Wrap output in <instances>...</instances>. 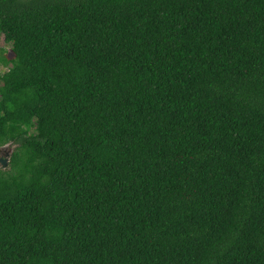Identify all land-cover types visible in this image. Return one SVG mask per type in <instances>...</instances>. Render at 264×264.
<instances>
[{
  "label": "trees",
  "instance_id": "trees-1",
  "mask_svg": "<svg viewBox=\"0 0 264 264\" xmlns=\"http://www.w3.org/2000/svg\"><path fill=\"white\" fill-rule=\"evenodd\" d=\"M0 35V264H264V0H0Z\"/></svg>",
  "mask_w": 264,
  "mask_h": 264
},
{
  "label": "rangeland",
  "instance_id": "rangeland-1",
  "mask_svg": "<svg viewBox=\"0 0 264 264\" xmlns=\"http://www.w3.org/2000/svg\"><path fill=\"white\" fill-rule=\"evenodd\" d=\"M0 49H5L7 55L9 58H12L13 55L11 53H9V51L11 50L10 49V46L8 44L5 43L4 41V36L3 35H0ZM5 56V57H6ZM8 71V68L7 67H4L0 64V76H2L5 72ZM2 85V82L0 81V86ZM0 167H2L1 163H0ZM8 167V166H7ZM6 167V168H7Z\"/></svg>",
  "mask_w": 264,
  "mask_h": 264
},
{
  "label": "water",
  "instance_id": "water-1",
  "mask_svg": "<svg viewBox=\"0 0 264 264\" xmlns=\"http://www.w3.org/2000/svg\"><path fill=\"white\" fill-rule=\"evenodd\" d=\"M13 151H14V147H11L10 145H5L3 147H0V153L2 152L4 155V158H2L1 160V165L3 168L7 167Z\"/></svg>",
  "mask_w": 264,
  "mask_h": 264
},
{
  "label": "flooded vegetation",
  "instance_id": "flooded-vegetation-1",
  "mask_svg": "<svg viewBox=\"0 0 264 264\" xmlns=\"http://www.w3.org/2000/svg\"><path fill=\"white\" fill-rule=\"evenodd\" d=\"M2 158H4V155H3V153L1 152V153H0V163H1Z\"/></svg>",
  "mask_w": 264,
  "mask_h": 264
}]
</instances>
